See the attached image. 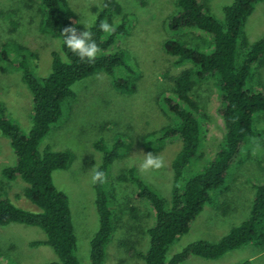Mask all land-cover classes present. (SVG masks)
Here are the masks:
<instances>
[{
    "label": "trees",
    "instance_id": "1",
    "mask_svg": "<svg viewBox=\"0 0 264 264\" xmlns=\"http://www.w3.org/2000/svg\"><path fill=\"white\" fill-rule=\"evenodd\" d=\"M30 1L39 4L41 33L60 40L61 52H52L51 73L39 79L27 69L28 56H36L33 51L23 45L12 48L7 44L0 50V61H8L13 53L22 59L16 67L25 71L22 79L32 94L34 109L32 129L25 134L8 114L6 105L0 102V133L9 140L15 155L13 166L2 170V177L7 183L20 179L25 182L27 187L23 196L39 209L30 212L15 206L8 187L0 182V227L21 224L40 228L46 239L33 242L31 246L51 247L59 261L50 264H80L70 201L53 182V173L69 168L73 155L55 152L50 147L41 151L40 145L59 121L65 100L75 96L72 88L77 82L104 72L113 78L118 93L133 95L138 91L141 75L128 65L125 51H114L119 40L129 35V27L135 22L131 15L123 14V7L117 0H105L103 11L90 28L101 52L94 62L89 63L72 54L63 42L65 28H79L70 0ZM263 1L235 0L224 8V19L218 20L209 12L206 0H176L177 10L168 22L170 35L198 32L211 37L212 44L203 50L169 38L163 45L164 51L175 58L173 67L176 70L192 65L171 76L172 87L158 98L159 105L173 122L148 135L150 144L154 139L158 145L157 149H149L153 154L158 153V148L163 149L166 143L181 145L172 161L171 199L153 189L136 168H130L119 177V181L136 186V199L149 203L154 213L155 224L148 229L149 249L145 253L129 251L146 264H185L194 257L218 261L246 246L264 251V182H261L252 184L255 195L251 210L241 225L234 227L219 242L196 241L171 259L167 258L170 248L190 232L205 208L229 190L230 172L242 162L243 150L251 138L264 145L263 134L255 129L254 124L255 116L264 113V80H261L264 37L250 43L245 34L249 18ZM117 18L122 21L116 23ZM100 21L112 24L115 30L111 34L103 33L99 30ZM122 69L124 72L120 71ZM170 73L168 71L164 77L168 79ZM208 79L214 81L219 91L221 105L218 114L225 122L226 133L214 158L195 171L193 166L202 157L208 117L195 99L194 91L199 82ZM120 143L117 141L111 148L96 144L104 154L100 170L105 175L121 156ZM95 185L100 228L91 241V264H105L107 246L116 227L105 182Z\"/></svg>",
    "mask_w": 264,
    "mask_h": 264
},
{
    "label": "rangeland",
    "instance_id": "2",
    "mask_svg": "<svg viewBox=\"0 0 264 264\" xmlns=\"http://www.w3.org/2000/svg\"><path fill=\"white\" fill-rule=\"evenodd\" d=\"M104 1L70 0L80 31L85 30L79 24L82 17L89 23L93 19L96 21L98 17L94 18L93 15L101 14ZM117 1L123 7V14L131 15L135 23L129 27V35L121 38L115 45L114 51H125L128 65L141 75L138 91L133 95L118 93L113 86V78L104 72L77 82L72 88L75 96L65 100L59 121L40 145L41 151L50 147L55 152H70L73 155V163L69 168L53 173V182L70 201L80 264H91V241L100 228L92 167L96 163L100 168L104 154L96 148V144L101 143L111 148L117 141L122 145L121 156L113 163L104 181L116 227L107 246L105 264H146L129 251L145 253L149 249L148 229L155 224L154 213L149 203L136 199V186L119 181V177L130 168H136L138 174L153 189L166 199H171L174 178L172 161L181 145L172 142L166 143L163 149L158 148V153L154 155L162 161L161 168L145 169L142 165L145 155L158 146L154 139H151L154 143L150 144L148 135L173 122L171 116L159 105L158 98L172 87L169 80L171 76L192 65L187 64L176 70L173 67L175 58L164 51L163 45L169 38L187 42L203 50H207L212 44L211 37L198 32L170 35L168 22L177 10L176 0ZM234 1L206 0V3L209 12L218 20H223L224 8ZM41 18L42 13L36 2L0 0V50L7 44L12 48L23 45L33 51L36 56H28L27 69L39 79L51 73L52 52H61L60 40L41 33ZM121 21L116 19V23ZM245 29L250 43L264 37V1L256 6ZM20 60L22 59L13 53L8 61H0V102L6 105L8 114L20 125L23 133L28 134L34 119L33 97L22 79L25 71L16 67ZM120 71L124 72L123 69ZM168 71L171 73L166 79L164 74ZM262 79L264 80V71H261ZM194 97L208 117L202 157L193 166L198 171L217 154L224 142L226 126L218 114L221 101L213 80L199 82ZM254 124L255 129L264 137V113L255 116ZM241 158L242 162L230 172L227 180L229 190L217 196L214 204L205 208L190 232L170 248L168 259L193 242H219L248 218L255 195L252 184L264 182V145L257 142L256 138H251ZM14 162L15 155L10 142L0 133V182L8 187L10 199L15 206L38 212L39 209L23 196L27 187L25 182L20 179L7 183L6 178L2 177V170L13 166ZM17 195L21 196L18 198ZM45 239V232L37 227L21 224L0 227V264L58 262L59 258L51 247L31 246L33 242ZM260 251L261 249L253 246H246L213 262L264 264V252ZM201 261L202 264L212 263Z\"/></svg>",
    "mask_w": 264,
    "mask_h": 264
},
{
    "label": "clouds",
    "instance_id": "3",
    "mask_svg": "<svg viewBox=\"0 0 264 264\" xmlns=\"http://www.w3.org/2000/svg\"><path fill=\"white\" fill-rule=\"evenodd\" d=\"M98 16L99 14L93 15L94 18ZM79 24H82L85 30L79 31L78 27L65 28L62 32L63 42L67 49H69L72 54L78 56L81 61H88L89 63L94 62L101 52V49L94 38V34L90 30V27L95 24V19L89 23L86 22L82 17V19L79 21ZM99 30L105 34H111L115 29L112 24L106 21H100ZM145 156L146 159L142 165L143 168L159 169L162 167V161L159 157L155 156L153 152L148 153ZM92 169V182L103 183L105 180V173L100 170L96 163Z\"/></svg>",
    "mask_w": 264,
    "mask_h": 264
},
{
    "label": "crops",
    "instance_id": "4",
    "mask_svg": "<svg viewBox=\"0 0 264 264\" xmlns=\"http://www.w3.org/2000/svg\"><path fill=\"white\" fill-rule=\"evenodd\" d=\"M260 252H262V251H260ZM264 252V251H263ZM197 259H199V260H197ZM201 260H203V259H201V258H197V257H194V258H192L190 261H188L187 263H185V264H192V263H195V264H202V262L203 261H201ZM204 261H207V260H204ZM208 262H210V261H208ZM212 263L211 264H215L213 261H211Z\"/></svg>",
    "mask_w": 264,
    "mask_h": 264
}]
</instances>
